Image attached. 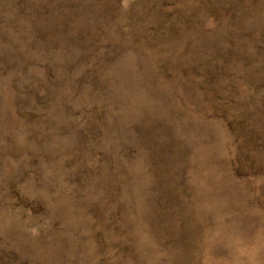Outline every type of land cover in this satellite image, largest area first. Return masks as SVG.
<instances>
[{
  "label": "rangeland",
  "instance_id": "obj_1",
  "mask_svg": "<svg viewBox=\"0 0 264 264\" xmlns=\"http://www.w3.org/2000/svg\"><path fill=\"white\" fill-rule=\"evenodd\" d=\"M0 264H264V0H0Z\"/></svg>",
  "mask_w": 264,
  "mask_h": 264
}]
</instances>
